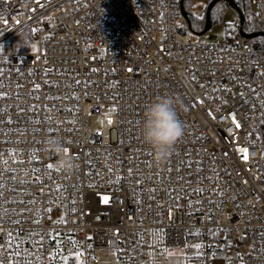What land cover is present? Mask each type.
Returning a JSON list of instances; mask_svg holds the SVG:
<instances>
[{
	"label": "built area",
	"instance_id": "built-area-1",
	"mask_svg": "<svg viewBox=\"0 0 264 264\" xmlns=\"http://www.w3.org/2000/svg\"><path fill=\"white\" fill-rule=\"evenodd\" d=\"M219 1L234 15L204 39ZM232 1L0 0V264H163L175 247L264 264V48L243 34L264 36V0ZM163 96L184 133L159 162L141 129Z\"/></svg>",
	"mask_w": 264,
	"mask_h": 264
},
{
	"label": "clouds",
	"instance_id": "clouds-1",
	"mask_svg": "<svg viewBox=\"0 0 264 264\" xmlns=\"http://www.w3.org/2000/svg\"><path fill=\"white\" fill-rule=\"evenodd\" d=\"M175 103L173 97L163 96L152 102L144 113L141 134L145 143L152 147L159 162L168 159L177 140L184 133L177 117ZM55 147L57 151H63L61 144Z\"/></svg>",
	"mask_w": 264,
	"mask_h": 264
},
{
	"label": "rangeland",
	"instance_id": "rangeland-1",
	"mask_svg": "<svg viewBox=\"0 0 264 264\" xmlns=\"http://www.w3.org/2000/svg\"><path fill=\"white\" fill-rule=\"evenodd\" d=\"M200 7V4H194V9ZM192 9V11H194ZM212 10V9H211ZM216 8L213 10L212 16H216ZM234 15V12L231 8H225L221 20L230 21ZM223 34L222 28L217 25L216 21H213L210 28L203 32L204 39L213 40L221 37ZM185 250L183 248H169L167 255L163 261V264H183V255Z\"/></svg>",
	"mask_w": 264,
	"mask_h": 264
},
{
	"label": "trees",
	"instance_id": "trees-1",
	"mask_svg": "<svg viewBox=\"0 0 264 264\" xmlns=\"http://www.w3.org/2000/svg\"><path fill=\"white\" fill-rule=\"evenodd\" d=\"M238 4V3H237ZM226 2L224 4V2H217L211 12H210V21H216L219 20L222 17V14L226 8ZM216 8V16H212L213 10ZM241 11L243 12V10L241 9ZM190 19V18H189ZM190 27L195 30V31H201L203 28V18H199L195 21V23L191 24V22L189 23ZM251 32L256 33V30H254V28H252ZM252 47L255 50H258L257 52L259 53L263 48H264V36L261 35H257L255 37L252 38ZM258 56H260V54H256ZM256 135L259 139V142L261 143V145L264 146V116H262L258 122V127L256 129ZM183 264H185V261L183 260Z\"/></svg>",
	"mask_w": 264,
	"mask_h": 264
},
{
	"label": "snow or ice",
	"instance_id": "snow-or-ice-1",
	"mask_svg": "<svg viewBox=\"0 0 264 264\" xmlns=\"http://www.w3.org/2000/svg\"><path fill=\"white\" fill-rule=\"evenodd\" d=\"M201 19H202V17H200ZM129 71H131V69H129ZM36 87H39V85H37ZM87 94V93H86ZM111 111H115V109H112ZM237 127H239V125H237ZM240 151H242L243 153H244V159L245 160H247L248 159V155H247V149L246 148H242V149H240ZM5 163H7V161H5ZM48 167L49 168H51V167H53L51 164H49L48 165ZM197 191H200V192H202L203 191V189H197ZM103 203H105V204H108L109 203V198L107 197V196H105L104 198H103ZM39 221H37V223H38ZM0 231H2V230H0ZM195 247H202V245H195Z\"/></svg>",
	"mask_w": 264,
	"mask_h": 264
},
{
	"label": "water",
	"instance_id": "water-1",
	"mask_svg": "<svg viewBox=\"0 0 264 264\" xmlns=\"http://www.w3.org/2000/svg\"><path fill=\"white\" fill-rule=\"evenodd\" d=\"M214 3V1H211L207 7V12H206V15H205V26H204V29H206L208 27V11H209V8L210 6ZM229 3L230 5H232L233 7H236V4L232 1V0H229ZM241 18V16H240ZM244 35L248 36V37H254L256 36L258 33H243ZM264 35V34H263Z\"/></svg>",
	"mask_w": 264,
	"mask_h": 264
}]
</instances>
